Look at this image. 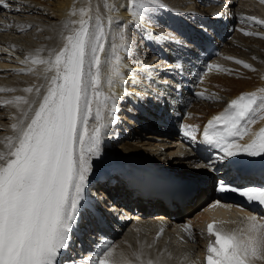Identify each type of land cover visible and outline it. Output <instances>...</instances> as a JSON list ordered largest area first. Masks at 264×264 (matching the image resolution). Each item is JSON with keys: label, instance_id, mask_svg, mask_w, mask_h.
<instances>
[{"label": "snow or ice", "instance_id": "obj_1", "mask_svg": "<svg viewBox=\"0 0 264 264\" xmlns=\"http://www.w3.org/2000/svg\"><path fill=\"white\" fill-rule=\"evenodd\" d=\"M156 3L158 0H129L127 10L140 18ZM105 7L109 11L106 21L98 11L80 9V19L68 21L71 27L62 34V47L50 50L46 59L33 58L34 64L45 65L47 81L35 88L38 101L17 96L5 102L15 103L21 114L11 125L15 135L6 137L5 150H0V264H59L58 257L70 246L81 211L87 210L84 192L92 161L101 156L105 131L118 119L115 88L124 83L122 70L126 67L120 50L132 47L123 29L117 32L119 43L106 46L116 5L106 3ZM69 15H76V9ZM257 23L264 25V20ZM41 88L45 89L42 97ZM24 91L32 93L33 87ZM258 120H264V88L232 99L208 121L203 141L225 157H264V127L258 131L252 127ZM196 131L193 126L183 128L185 137L193 142ZM245 137L248 141L239 143ZM219 191L238 193L249 204L264 209V186L239 188L221 183ZM207 233L214 242L207 245L206 264L264 261V219L250 216L246 228L232 232L217 230L213 221L207 225ZM133 256L135 261L116 259L110 245L93 264H144L141 254ZM146 264L154 262L149 259Z\"/></svg>", "mask_w": 264, "mask_h": 264}, {"label": "bare ground", "instance_id": "obj_2", "mask_svg": "<svg viewBox=\"0 0 264 264\" xmlns=\"http://www.w3.org/2000/svg\"><path fill=\"white\" fill-rule=\"evenodd\" d=\"M183 1L177 0V2L172 3L179 5ZM188 1L195 4L198 3L197 0ZM9 2L13 8L19 9L20 12L15 14L1 13L11 23V30L10 32L0 33V68L16 65L26 70L24 74H16L10 71L7 77H1L0 75V89L13 90L0 91V150H5V138L15 135L11 125L17 121V118L21 114L20 109L17 108L15 103L5 102L14 101V98L17 96H24L32 100L36 95L35 88H37L36 86L40 84L42 79L44 80V85H46L47 81L44 78L45 65L39 62L34 64L32 60L35 58L39 61L40 57L43 56L46 59L50 54V50H58L62 47V34H67L71 27V25H68V21L79 20L80 9H91L93 14L98 11L106 21L109 11L105 7V4L116 5L115 11L111 13L113 24L108 29L109 40L106 45L108 47H110L113 41L119 43L117 32L123 29L127 33L126 24L127 22L130 23V21H134L139 26L144 25L152 29L155 34L163 37L167 42L181 37L180 34L173 32L168 27L167 18L161 16L163 13L154 5L145 9L143 16L137 18L133 16L132 12L127 10L129 0H9ZM200 6V8H203L202 5ZM73 8L76 9V15L70 16L69 13ZM232 17L234 18L233 15ZM228 20L227 22L231 23L229 18ZM26 23H31L33 28L29 32L17 34L15 32L17 27L20 25L22 27L28 26ZM259 29L264 30V25L260 24ZM143 30L146 31V29ZM251 39V37H234V41L239 43V46H234L233 42L229 43L226 48L227 52L224 53L226 60L218 58L217 60L221 61L214 62V66L211 64L202 65H205L203 68H206L204 83L207 90L201 92L203 95L195 96V98H198L197 103L188 104L187 107H190L186 112L188 113L192 110L193 116L190 120L187 118L183 120L186 123L192 124L177 125V128L173 130H171L170 125L165 123H163L161 129L155 127L153 124H147V127L144 128L141 126V122H136L135 118L130 114L123 112L122 104L116 100L118 111L115 115L118 119L105 131L102 141V153L100 157L93 159L92 172L110 163H117L128 170L143 169L144 171H156L159 173L174 172L179 176H176L177 180H180L184 185L193 183L195 187L193 196L177 212L179 220H183L185 217L192 220V226L187 232L182 234L178 230L173 232V230L167 229L166 231L169 235L160 240L158 236L148 237L145 240V234L136 235L130 233L119 236L114 245L116 259L124 257L135 261L133 253H139L144 264L149 259L154 264H203L201 258L206 245L205 232L201 227L203 219H208L212 214L219 217L216 219L218 221L216 225L228 228V232L240 231L246 228L248 223L246 219L241 220L239 217L233 224L226 221L227 217L236 219V214L233 211H225L221 208L212 212L204 208L209 201L214 200L211 192L212 181L214 182L213 179L217 178L216 174L221 169L222 164L220 159L215 158L211 161H206L197 148H192L187 144L182 149L185 154L180 155L178 154L179 149L169 138L173 136V132L184 135V126H193L197 130L198 128H203L205 126L204 119L210 117L212 112H217L228 105L231 101L229 98L238 92L244 90L256 91L264 88V39L256 38L257 40L255 41ZM150 46L152 45L150 44ZM255 46L256 48H253ZM144 47L142 48L146 51ZM120 54L123 57L124 65L126 64L125 54H128L130 59L142 61V57L135 53L133 49L127 53L121 49ZM192 58L196 59V56H192ZM168 60L173 64L176 63L175 58ZM237 61H243L244 63H237ZM244 64H248L251 67H245ZM170 65L171 63H167L164 66L168 69H174ZM210 65L212 66L211 68L209 67ZM29 68L33 69V71H27ZM196 70L197 67L190 72ZM169 71L164 72L166 76L178 79V76H176L178 73L175 69L172 73ZM48 75H51V73H48ZM185 77L183 80L188 81L191 79V75L188 76L186 74ZM32 85V93L24 91L25 88ZM139 87L147 89L148 87H155V85L150 80H144V82L139 83ZM44 91L45 89L41 88V93ZM121 92L120 85L117 84L115 94L120 95ZM212 92L216 95H213ZM132 98L137 99L135 96H132ZM152 99L156 101L153 96ZM151 103L146 98L144 102L138 103L139 107H142L146 111V114L148 112V119H144L145 123L150 122L149 119L156 120L152 108H156L157 106L153 104V107H150L149 104ZM180 109L178 108V112ZM131 111L138 119H141L135 109ZM180 112L184 113L185 111L182 109ZM197 114L203 116L199 118L196 117ZM91 123H94V121H90ZM128 126L132 128V131L128 129ZM263 126L264 120H258L252 127L253 130L258 131ZM195 133L198 135L199 132L196 131ZM247 141L248 137H245L239 143ZM116 188L121 192H126L121 183L117 184ZM155 204L158 203H155V201L150 203L151 206ZM160 210L166 211L164 209ZM152 215H156L154 218H162L163 213L157 212ZM222 216L224 220L221 219ZM257 217L259 218V216ZM232 227H236V230H233Z\"/></svg>", "mask_w": 264, "mask_h": 264}, {"label": "rangeland", "instance_id": "obj_3", "mask_svg": "<svg viewBox=\"0 0 264 264\" xmlns=\"http://www.w3.org/2000/svg\"><path fill=\"white\" fill-rule=\"evenodd\" d=\"M201 7V6H200ZM261 11L264 13V9H262L261 8ZM252 38V37H251ZM252 40V39H251ZM253 48H256V46L255 47H253ZM155 59H156V57H154ZM165 67H163V72H165L166 71V69L167 68H165ZM167 70H170V68L169 69H167ZM170 72V71H169ZM170 73H172V72H170ZM187 74V73H186ZM207 99V98H206ZM204 102V101H203ZM197 103V102H196ZM150 124H153L155 127H157V128H159V129H161L162 128V126H163V123L162 122H158V120H155V121H150ZM214 180V179H213ZM212 183H213V181H212ZM211 183V184H212ZM213 185V184H212Z\"/></svg>", "mask_w": 264, "mask_h": 264}]
</instances>
